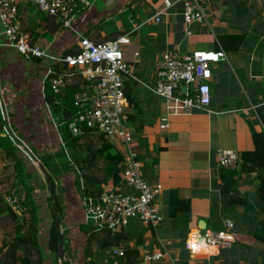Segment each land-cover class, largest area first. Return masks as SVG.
Returning <instances> with one entry per match:
<instances>
[{"label":"crops","instance_id":"obj_1","mask_svg":"<svg viewBox=\"0 0 264 264\" xmlns=\"http://www.w3.org/2000/svg\"><path fill=\"white\" fill-rule=\"evenodd\" d=\"M163 2L83 0L79 2L75 20L79 32L96 43L130 34V44L123 46L125 60L135 68V79L126 77V95L132 100L129 102L127 97L129 125L139 152L143 179L150 186L162 188L156 206L163 221L149 227L137 218L131 219L125 232L133 239L123 241L122 246L137 249L140 264H144L145 255L157 252H166L168 259L177 264H263L264 244L255 234L264 220L261 181L257 173H239L238 185L231 194L245 202L233 204L219 191L221 168L217 155L223 151L242 155L253 150V133L264 131V0H213L207 10L208 24L190 28L184 23L181 5L163 15L157 24L154 18L163 8ZM53 19L30 4L19 7L18 24L32 43L55 53L77 52L75 35L63 29L54 31L58 22ZM188 30L191 35L187 34ZM244 33L246 39L238 51L222 50L219 37ZM167 51L181 55L225 54L212 67V102L207 110L175 113L165 99L150 90L157 85L158 66ZM45 70L39 59H27L14 50L0 49V89L4 98L6 95L9 99L7 107L13 110L8 107L12 125L36 153L39 143L57 142L44 129L46 114L41 109L46 100L38 88ZM164 119L168 129L162 127ZM71 154L79 158L87 156L82 150ZM16 156L25 164L17 152ZM8 157L10 165L14 162L15 171V159L0 148V158ZM46 163L41 160V169L49 173L54 165L49 167ZM97 165L102 169L112 166L104 158H98ZM76 171L84 183L83 189L90 191V185ZM115 187L112 177L102 180L103 193ZM122 188L128 190L126 185ZM182 200L189 201V211L182 205L184 209L173 215ZM67 211L71 219H80L76 210ZM225 220L235 224L236 243L230 249L216 248L213 255H205L208 252L205 250L204 256H196L186 248L191 237L199 236L202 231L223 230ZM202 221L205 231L201 229ZM104 251L109 253L110 249Z\"/></svg>","mask_w":264,"mask_h":264},{"label":"built area","instance_id":"obj_2","mask_svg":"<svg viewBox=\"0 0 264 264\" xmlns=\"http://www.w3.org/2000/svg\"><path fill=\"white\" fill-rule=\"evenodd\" d=\"M81 1L83 0H0V49L14 50L27 59L42 61L46 70L41 80V92L45 96V86L49 83L60 105L65 100L68 86L75 84L74 79H77L79 87L74 96L77 115L67 124L70 133L73 136H82L88 130L90 133L103 135L123 156L120 182L128 190H124L121 183L113 190L103 193L97 201L83 198L84 224H92L97 229H107L115 233L123 232L129 221L137 218L149 227H156L163 221L156 206V198L162 188L150 186L143 179L139 152L129 125L126 77L135 79V68L125 60L123 46L130 44V34L104 43H96L86 38L75 26ZM23 3L36 7L46 17L56 19L63 30L71 31L76 37L78 53H55L42 45L32 43L17 20L19 7ZM212 4L213 0H164V6L154 20L157 24L160 23L163 15L181 5L184 23L188 28L208 24L207 10ZM187 34L191 35L192 32L188 30ZM223 57L225 54L221 52L181 55L176 51H167L158 66L157 85L150 90L165 99L169 104L168 108L175 113L190 114L207 110L212 102V67ZM0 101V117L3 121L0 137L7 138L22 158L28 159L35 166H41V159L13 127L1 89ZM44 109L59 134L62 148L67 151L60 134L61 127L50 105L45 103ZM163 123L162 127L168 129L166 119ZM217 164L220 168L241 171L243 159L237 152L223 151L217 155ZM27 197L26 189L20 186L11 189L3 196V200L13 212L23 218L28 212ZM234 228L233 221L225 220L223 230H207L198 236L197 245L188 242L186 248L192 254H195L196 247L202 243L220 250L230 249L236 243ZM111 253L113 264H121L119 257H124V250L119 247ZM168 256L166 252H157L145 255L143 262L177 264L168 259Z\"/></svg>","mask_w":264,"mask_h":264},{"label":"trees","instance_id":"obj_3","mask_svg":"<svg viewBox=\"0 0 264 264\" xmlns=\"http://www.w3.org/2000/svg\"><path fill=\"white\" fill-rule=\"evenodd\" d=\"M55 20V19H53ZM54 31H61L62 26L60 23H55ZM246 39V34L240 35H226L218 38L219 44L222 50L226 52L238 51L243 42ZM74 50H69L65 54H76ZM79 84H71L66 90V97L62 105L57 103V98L54 95L49 83L46 85L45 89V100L48 105H50L52 113L61 127L63 133V138L65 141V147L70 152H77L80 150H85L87 156L85 158H79L75 155L73 158V164L78 169L80 176L83 178L85 183L89 184L92 188L90 191L86 190L85 195L87 198H92L95 201L99 199L103 190L101 189L102 180L107 177H112L116 186L119 185L121 181L120 175V164L123 161V156L118 152L109 142L106 141L103 135H99L100 144L98 146H92L88 143H83V139L92 135L88 130L85 135L73 136L67 124L73 120L77 115V110L74 106V96L78 91ZM128 97V95H127ZM129 102L132 100L128 97ZM3 124L2 118L0 117V126ZM253 141L255 147L251 151L244 152L241 156L243 159V166L241 171L227 170L221 168L219 171V177L221 184L219 185L220 194L227 197L228 201L236 204L237 201H245L240 198L236 200L231 194L235 187L238 185V175L239 173H257L261 181L262 196L264 198V131L254 132ZM0 148L5 150L10 157H13L16 161L15 171L16 180L18 185L24 186L27 191V201L26 205L28 207V212L23 218H20L12 209L7 206L0 195V215L9 216L13 221V233L10 238H5L3 247L0 249V264H44V254L40 244V225H39V214L37 206L33 204L32 198V188L28 187L30 175L26 173L25 164L16 156L17 149L13 147L11 142L4 137H0ZM104 158L109 161L112 166L105 169L100 168L97 165V159ZM61 162H66L65 159H60ZM57 163L56 158L47 161L49 167ZM47 186L51 194L50 207L51 214L54 219V224L49 233L48 249L55 253L59 259V244L61 242L66 244L65 235L60 232V229L56 228V220L62 224V216L64 215L65 208H63L60 199L57 195V188L55 181L51 183L47 180ZM181 206L177 207L173 211V215H176L179 211H182L184 207L189 211V201H180ZM264 213V207H263ZM3 215L0 220L3 219ZM29 215V217H27ZM260 229L257 230L256 239L264 244V220L260 223ZM235 229V228H234ZM80 231L86 235H89L88 244L86 247L85 258L92 259L93 248L92 240L97 238V248L96 250H106L110 249L113 252V248H122L124 250V257H119L121 264H137L139 258V252L137 249H132L129 245L122 246V242L125 240L133 239L132 236L128 235L125 231L123 232H112L107 229H97L92 224H82ZM99 235H103L102 237ZM138 240V239H137ZM66 249V248H65ZM65 251V250H64ZM108 254L107 261L104 264H113L114 259L112 258V253ZM92 261V260H91ZM63 264H67L64 262ZM264 264V262H263Z\"/></svg>","mask_w":264,"mask_h":264},{"label":"rangeland","instance_id":"obj_4","mask_svg":"<svg viewBox=\"0 0 264 264\" xmlns=\"http://www.w3.org/2000/svg\"><path fill=\"white\" fill-rule=\"evenodd\" d=\"M256 40L257 39H255V41ZM261 45H263V43H261ZM75 82L76 81H74V83ZM38 89L40 90V88ZM7 99L8 98L5 95V102ZM8 102L9 99L7 100V103ZM0 105H1V101H0ZM43 109L44 107H42L41 110ZM9 110L13 112V110H11L10 107ZM37 111L39 112V110ZM42 113L46 114L44 129L47 130L49 133H52V135H54V138L57 140V142L56 143L47 142V143H42V145L39 143L38 146L36 147L39 153H36V151H34V153L44 163L50 161L51 157L57 158L58 163L54 164V166L51 168L49 173H46L44 170L41 169L40 165L38 166L36 164L35 166L28 159H25V161L29 165H27L25 162L26 165L24 168L26 170V173L30 175V177H28V179L30 180L28 183V187L32 188L33 204L38 208L39 225H40V244L44 254V264H63L64 262H66L67 264H104L107 261L108 253H106L104 250L101 249L96 250L98 245L97 238L96 240L93 239L91 242L93 248L92 259L85 258L89 235H86L80 231L81 225L84 224L85 222L84 217L82 218V216L84 215V208L82 204L83 198L85 199L87 197L85 195V189H83L84 183L79 180V175L78 172L76 171L77 169L75 165H73V158L75 157L74 154H71L69 150L67 151L64 150L62 146L60 148L62 141L59 138V134L54 129V125L50 122L51 121L50 115L49 114L47 115L45 109L44 111H42ZM34 114H36V111L34 112ZM45 133L47 136V132ZM98 136H99L98 134L94 136L90 135L85 139H83V143H88L96 147L100 144V140ZM41 142H43V139H41ZM82 153L84 154L85 150H82ZM4 158L3 159L0 158V161H3L0 162V195L2 197L4 195H7L11 189L22 186V185H18L19 183L16 180V171H14V167H13L14 162L13 164L10 165L9 157L8 159H4ZM60 159H65L66 162H61ZM5 160H7V162H5ZM62 163L63 164L69 163L68 164L69 166L62 165ZM48 178H51V180L55 181L57 188V195L60 199L63 208H65L64 215L62 216V224L59 222L60 232L65 235V240H66V244L64 246V250H65L64 256L62 259L60 257L58 259L56 254L48 249L49 233L54 224V219L52 217L51 207H50L51 194L47 186ZM67 192H68V196L66 195ZM70 209H73V211L76 210L81 216L80 219H71L70 213H68L67 211ZM2 215H0V217ZM4 216L5 215H3V219L0 220V249L3 247L5 238L8 237L10 238L11 234L13 233V221L9 216L7 215L6 217ZM27 217H29V215H27ZM99 236L102 237L103 235H99ZM114 249L115 248H113V250ZM1 257L2 255L0 254V258Z\"/></svg>","mask_w":264,"mask_h":264},{"label":"bare ground","instance_id":"obj_5","mask_svg":"<svg viewBox=\"0 0 264 264\" xmlns=\"http://www.w3.org/2000/svg\"><path fill=\"white\" fill-rule=\"evenodd\" d=\"M190 243L197 245L198 244V235L192 236L191 240H190ZM205 250L208 251L207 254H205V255H213L214 253L217 252L216 248L212 249V247H207V246H205L204 243H202L199 247H196L195 254L197 256H204L203 253H204Z\"/></svg>","mask_w":264,"mask_h":264},{"label":"water","instance_id":"obj_6","mask_svg":"<svg viewBox=\"0 0 264 264\" xmlns=\"http://www.w3.org/2000/svg\"><path fill=\"white\" fill-rule=\"evenodd\" d=\"M51 178H48V182L49 183H51ZM56 228L57 229H59V227H60V223H59V221L57 220L56 221ZM201 229L203 230L204 229V231L206 230V225H205V222L204 221H202L201 222ZM204 232L202 231V233L201 234H203ZM58 255H59V257L62 259L63 258V256H64V243L63 242H61L60 244H59V253H58Z\"/></svg>","mask_w":264,"mask_h":264}]
</instances>
